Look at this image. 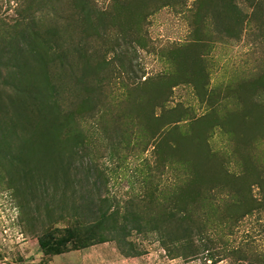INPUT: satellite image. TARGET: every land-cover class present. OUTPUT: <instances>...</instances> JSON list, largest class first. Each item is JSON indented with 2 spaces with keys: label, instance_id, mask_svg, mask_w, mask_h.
I'll return each mask as SVG.
<instances>
[{
  "label": "rangeland",
  "instance_id": "obj_1",
  "mask_svg": "<svg viewBox=\"0 0 264 264\" xmlns=\"http://www.w3.org/2000/svg\"><path fill=\"white\" fill-rule=\"evenodd\" d=\"M181 70L186 78L174 79ZM146 79L172 86L151 126L166 115L159 128L178 154L162 146L164 134L151 138L133 105ZM258 86L264 104V0H0V264H264L257 182L247 191L262 208L248 215L227 188L196 194L188 209L205 241L183 240L195 226L178 213L192 202L185 162L202 158L201 144L213 161L202 183L246 175L231 136L206 116L213 107L222 120L251 115L244 108ZM256 134L250 151L264 185V129ZM102 212L120 213L107 223L110 239L118 231L124 240L130 216L123 252L138 256H124L118 238L43 251L41 239Z\"/></svg>",
  "mask_w": 264,
  "mask_h": 264
},
{
  "label": "trees",
  "instance_id": "obj_2",
  "mask_svg": "<svg viewBox=\"0 0 264 264\" xmlns=\"http://www.w3.org/2000/svg\"><path fill=\"white\" fill-rule=\"evenodd\" d=\"M134 1L138 2L140 0H134ZM201 19L198 21H201ZM119 26H120V30L124 33V35L130 38L131 36L129 35V33L131 32V28H126L123 25H119ZM49 41L50 40H46L45 42L49 44L50 43ZM123 72L127 73L125 69ZM185 72L186 71L181 70L180 75L176 76L174 79L186 78ZM167 79H169L168 76L164 78V82L167 81ZM154 83H155L154 81H151V80L149 81L147 79L144 81L143 85L146 86V89H145L146 93L143 94L140 98H135L133 100V105L137 106V108H139L140 111L142 110V113L144 111L145 114H147L148 116L147 129L152 133V134L150 133L152 135L151 138L154 139L155 141L156 138H158L157 140H160L161 136L164 134L163 132L165 131V127L159 128V126L161 125V123L165 121L166 115L164 114L159 117H155L154 120L157 123L151 126L152 119H153V116H151L153 106L157 105L161 100L167 99L169 95L172 94V86L170 87V85L169 86L165 85V86L154 87L153 86ZM166 83L168 84V82ZM194 85L196 86L197 89H200V90L203 89L205 86L204 84H197V83H194ZM258 85L260 84L258 83ZM137 89L139 88H136V90ZM258 89H259V86L255 88L254 90H252L251 97L244 108L245 111L247 110L250 111L252 113L251 115L244 117L239 114V111L232 112L226 115L225 119L222 120L221 118L217 117L214 114V112H212L214 110V107H213L211 113H209L206 116L210 118V123L213 122L212 120L216 119V123L218 124H216L215 127H220L221 129L225 130L227 134L231 136L232 138L231 144L233 147V152H235L238 159L243 162L244 167H245L244 172H246V175H239V176L236 175L238 177L237 180H240L238 182V181H234V177L230 175L229 173H226L223 176L222 175L216 176L215 174L211 176V179L209 181H205L204 183H202L203 175L208 172V168L213 163V161H210V156H211L210 150L208 148L206 149L204 144L200 145L199 143L200 148L197 150L200 151V153H202V158L197 159L195 156H193L194 154H196V152L194 151L192 153L194 160L190 159L189 162H185V163L191 164L193 167V171H192L193 180L192 182L189 183L190 185L188 189L189 190L188 196L192 198V202L182 203L184 204L182 208L178 206V209H179L178 213H180L181 215L180 217L183 218V219L182 218L180 219L182 224L188 223L189 225H193V226L196 225V220L192 218L193 216L192 214L194 212H190L188 207L190 205L196 204L197 202L196 194L199 196L200 193L202 192L214 193L215 188H219L220 190L227 188L228 191H230L235 196L239 197L240 200L237 202L234 208H239L240 210L242 209V212L245 215H248L250 212L255 210L253 209V205L254 206L257 205L258 209L262 208L261 206L262 202L257 201L256 199H254L256 201L251 199L248 193L249 189L247 191L248 183L257 182L254 185H256L259 189H261L262 193L264 194V188L262 187L264 185H262L263 182L259 178L258 176L259 174L256 173L257 169L255 167L252 152L250 151L253 148L252 146L253 140H255V137H257L256 133L259 134L260 131L264 129V104L259 103L257 100H254L255 95H258ZM211 100L213 99L212 98L210 99L209 97V102L212 103ZM137 102H140L141 104L138 105L139 103ZM259 114L261 115V118L258 120H254L255 115L258 116ZM139 117H142V116H139ZM178 122L179 121H174L173 123L176 124ZM170 124L171 123H169V125ZM211 125H213V123H211ZM170 135H171V131L164 134V137L162 138L163 140L162 146L166 143V146L168 145V149L171 150V153L178 154L181 148L178 145L173 146L172 144H169V142H167L168 141L167 139L170 138ZM160 150L161 148L158 150V152H160ZM247 173L255 174V180L252 181L253 180L252 174L248 176ZM207 183L211 184V186H208ZM204 184H205V188H204ZM186 200L188 199H185V201ZM98 211H100V209ZM119 215H120L119 212H113L110 214V217H109V214L102 212L99 214L97 219L95 218L93 222L90 223L89 225H86L82 227L81 229L66 228L64 230L66 236L57 238L54 235H51L49 238L46 237L45 239H41L40 245L46 254H60L68 249H75V250L85 249L90 246H94L98 243L110 241V240H113V238L114 239L118 238V244H119L122 254L126 256L127 258L136 257L138 256V253L136 252H129V253L123 252L125 251L123 250L124 249L123 244H125L127 235H129L130 233L129 226H128V223H129L128 217L130 216L126 217V219L122 218V220L125 222L124 223L125 225H123L121 229H119V231L121 230L120 231L121 233L122 232L125 233V235L123 236L124 240H122L120 235H118L120 237H116L117 234H119L118 231L115 233H112V234H116V235H113L115 237H113L112 239H110L108 235L106 234V232L108 234L110 232V229H109L110 227H107V223L109 222V220L113 218L114 220L117 221L120 219ZM133 216H136V215H133ZM135 220L138 223V219H135ZM176 222L178 224V221ZM137 231H138V228H137ZM187 232H188V238L186 237L183 240L185 239L189 240L192 233H194L198 239L205 241V237H203L202 223H200V225L195 226V228L193 229L187 228Z\"/></svg>",
  "mask_w": 264,
  "mask_h": 264
}]
</instances>
